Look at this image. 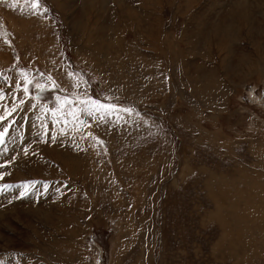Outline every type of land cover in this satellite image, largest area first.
I'll return each instance as SVG.
<instances>
[{
    "label": "rangeland",
    "instance_id": "1",
    "mask_svg": "<svg viewBox=\"0 0 264 264\" xmlns=\"http://www.w3.org/2000/svg\"><path fill=\"white\" fill-rule=\"evenodd\" d=\"M41 4L0 0V264H264V0Z\"/></svg>",
    "mask_w": 264,
    "mask_h": 264
},
{
    "label": "snow or ice",
    "instance_id": "2",
    "mask_svg": "<svg viewBox=\"0 0 264 264\" xmlns=\"http://www.w3.org/2000/svg\"><path fill=\"white\" fill-rule=\"evenodd\" d=\"M28 3H30V5L34 11V14H40L39 9L42 7L41 0H28ZM30 83H31V81L27 80V78H26L25 84L27 85ZM37 87H39L41 91L44 90L43 85H37ZM23 91L25 93H27L29 91L28 87H25L23 89ZM0 99H2V97H0ZM63 103H64V105H69L72 103H78V104L83 106L80 109V111L87 113L89 116L93 115V113H101V112H103L104 115H108V114L118 110L115 105H112L110 103L104 104L98 100H94V99L88 98L86 96L85 97H79L76 101L65 99L63 101ZM14 110H15L14 108L11 109L9 111V114L11 113V111H14ZM119 111L131 113V109H119ZM68 115H71L73 117V119H77L75 112H69ZM101 118H103V117H101ZM3 119H4V116H0V121H2ZM7 131H8L7 128H4L3 131H0V146H2L5 142ZM0 167H4V165H0ZM0 179H3V175H0ZM5 187H7V186H5ZM27 187L28 186L26 185L25 189ZM2 192H3V190L0 189V193H2ZM23 194L24 193H22V195Z\"/></svg>",
    "mask_w": 264,
    "mask_h": 264
},
{
    "label": "bare ground",
    "instance_id": "3",
    "mask_svg": "<svg viewBox=\"0 0 264 264\" xmlns=\"http://www.w3.org/2000/svg\"><path fill=\"white\" fill-rule=\"evenodd\" d=\"M3 155V154H2ZM4 157V156H3Z\"/></svg>",
    "mask_w": 264,
    "mask_h": 264
}]
</instances>
